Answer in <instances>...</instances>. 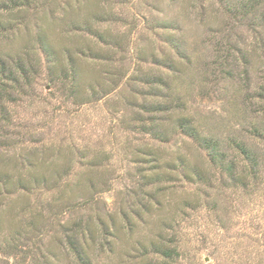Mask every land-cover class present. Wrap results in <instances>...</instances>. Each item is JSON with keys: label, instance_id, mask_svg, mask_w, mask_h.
Here are the masks:
<instances>
[{"label": "rangeland", "instance_id": "obj_1", "mask_svg": "<svg viewBox=\"0 0 264 264\" xmlns=\"http://www.w3.org/2000/svg\"><path fill=\"white\" fill-rule=\"evenodd\" d=\"M57 1L23 17L10 45H0L27 69L0 113V172L51 179L1 190L0 264H76L66 228L79 216L97 230L91 264H264V159L258 178L239 185L173 135L168 153H184L183 167H201L205 182L191 181L172 155L160 181L158 162L145 154L156 142L139 134L150 117L140 113L142 94L166 75L163 93L204 134L249 135L264 116L251 102L264 89V2L242 13L256 0ZM88 18L101 38L68 27ZM228 53L235 67L221 60ZM61 64L76 68L75 82L53 81ZM62 194L66 208L57 204ZM149 239L175 254L147 255Z\"/></svg>", "mask_w": 264, "mask_h": 264}, {"label": "trees", "instance_id": "obj_2", "mask_svg": "<svg viewBox=\"0 0 264 264\" xmlns=\"http://www.w3.org/2000/svg\"><path fill=\"white\" fill-rule=\"evenodd\" d=\"M57 2V0H0V45H10L9 43H11L14 37L11 31H13V29H18V27L24 23L25 18L23 17H26L31 11L42 10L46 13L49 11L47 9L48 5L53 4V8H57ZM262 2H264V0H256L253 5L250 3L248 5L243 4L241 5V11L242 13H246L250 7L251 11L259 7ZM102 17L101 15H95L93 18L99 20ZM91 20L92 18H88L87 21L82 23L71 22L68 27L81 30L83 26H86L84 27L85 30L101 38L100 36H103L102 33H99L96 29H91ZM45 40L46 36L43 34H38L36 37V41L41 47L40 49L52 55L50 46ZM14 58V55L0 51V113L7 101L11 100L12 94L21 88L18 81L19 77L26 76L27 69H24L22 61ZM232 58L233 54L228 53L225 57H221V60L225 62V65L227 64V67L232 68L235 67L236 64V60ZM251 59L250 57V64ZM57 61L56 64H59ZM51 70L53 71L51 74L54 76V82L69 78L74 82L76 81L77 70L74 66L68 65L67 68H62L61 64L58 65V69ZM142 80L148 85L150 77L144 75ZM155 82L157 86L154 88L148 86L150 91L142 94L143 104L140 108V113L148 114L150 117L143 122L141 121L139 134L147 136L149 140L156 142L154 147L146 148L145 154L149 156L153 162H158V168L161 169V175L158 180L163 181L168 176L166 167L169 166L168 158L172 155V157L180 161V166H182L181 172H185L186 174L190 173L191 181H193L192 179L194 178L197 182H205L206 175L201 167H196L194 169L183 167L182 162L185 161L184 159L186 157L184 153L181 151H172L168 153V150H166L165 145L169 144L175 135H180L190 142L195 150L191 153L193 157L201 162H206L209 165L217 167L220 174L226 176V178L233 183L245 186V181L250 179L256 180L258 178L260 165L264 159V116L259 117L261 118L259 123L250 125L249 131H246L249 135H247L245 139L243 138L244 140L236 135L221 140L215 136L204 134L197 123H195V119L192 116L183 115V111H186L184 105L179 107L178 104L180 102H178L177 98L174 99L169 93H163V90H170L169 84L166 83V75L158 76ZM259 91L260 92L256 96L251 98V102L256 101V104L254 103L253 105L259 107V109H261L260 111H264V89H259ZM178 109L179 112L176 111ZM0 122H2V119H0ZM175 168V170L178 169L177 166ZM184 176L190 178L188 175ZM28 177L29 179L27 180L21 177L14 179L0 172V195L2 192L1 190L15 191L19 188L24 191H29L33 187H38L42 183L46 184L51 181V179L45 177H37L35 174ZM62 196L63 194L58 196L59 199L57 201L60 207L65 206L68 202ZM70 196L73 197V200L76 198V196L71 194ZM123 219L126 223V214L123 216ZM66 229L69 233V235L66 236V248L70 256H72L76 264H91L89 255L98 237L97 230L94 229L93 224H91L88 219L84 220V217L79 216L77 219L73 220L70 227ZM86 238H89V243ZM88 244H90V246L92 245V247ZM144 252L147 255H152L157 258L169 259L176 251L174 247L166 244L163 240L149 239L148 244L144 247Z\"/></svg>", "mask_w": 264, "mask_h": 264}]
</instances>
